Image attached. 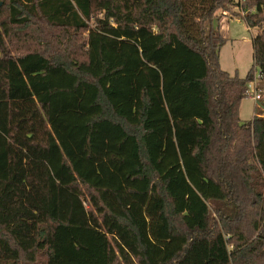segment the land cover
Instances as JSON below:
<instances>
[{
  "label": "trees",
  "instance_id": "16d2710c",
  "mask_svg": "<svg viewBox=\"0 0 264 264\" xmlns=\"http://www.w3.org/2000/svg\"><path fill=\"white\" fill-rule=\"evenodd\" d=\"M0 1V264H264V0Z\"/></svg>",
  "mask_w": 264,
  "mask_h": 264
},
{
  "label": "rangeland",
  "instance_id": "374dc122",
  "mask_svg": "<svg viewBox=\"0 0 264 264\" xmlns=\"http://www.w3.org/2000/svg\"><path fill=\"white\" fill-rule=\"evenodd\" d=\"M244 4L246 0H233V5H231L229 13L225 15H220L217 12V20L219 22L220 31L225 37V42L219 51V66L220 68L227 72L229 75L236 74L240 78H244L246 73L252 66V39L256 34L255 29H248L243 20L241 19L244 12L241 11L240 15L238 13L239 7ZM0 8L2 9V14L0 19L4 18L6 15V9L3 3L0 1ZM216 24V23H215ZM254 79L257 78L258 73L254 71ZM263 103L262 107L256 105V101L252 98L245 97L239 106V117L242 122L250 121L260 110L264 111V85L260 87V101Z\"/></svg>",
  "mask_w": 264,
  "mask_h": 264
},
{
  "label": "built area",
  "instance_id": "2783aa9c",
  "mask_svg": "<svg viewBox=\"0 0 264 264\" xmlns=\"http://www.w3.org/2000/svg\"><path fill=\"white\" fill-rule=\"evenodd\" d=\"M240 2L241 1H239V3L237 2V4L239 5ZM257 83H258V76L256 79L252 80L251 82L247 84V88L245 91V97L252 98L256 102H259L260 101V90L257 88Z\"/></svg>",
  "mask_w": 264,
  "mask_h": 264
},
{
  "label": "crops",
  "instance_id": "0c3cea01",
  "mask_svg": "<svg viewBox=\"0 0 264 264\" xmlns=\"http://www.w3.org/2000/svg\"><path fill=\"white\" fill-rule=\"evenodd\" d=\"M258 104H260L261 106L263 105V103H261V102H258ZM257 105V104H256Z\"/></svg>",
  "mask_w": 264,
  "mask_h": 264
},
{
  "label": "water",
  "instance_id": "95a60500",
  "mask_svg": "<svg viewBox=\"0 0 264 264\" xmlns=\"http://www.w3.org/2000/svg\"><path fill=\"white\" fill-rule=\"evenodd\" d=\"M257 105H260V104H258V102L256 103ZM261 106V105H260ZM262 107V106H261Z\"/></svg>",
  "mask_w": 264,
  "mask_h": 264
}]
</instances>
